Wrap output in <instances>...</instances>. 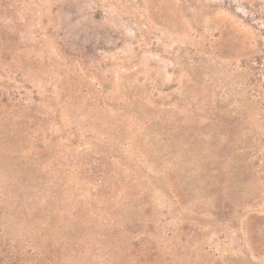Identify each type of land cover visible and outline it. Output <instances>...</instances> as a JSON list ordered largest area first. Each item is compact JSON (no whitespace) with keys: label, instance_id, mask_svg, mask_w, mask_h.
Returning <instances> with one entry per match:
<instances>
[{"label":"rangeland","instance_id":"1","mask_svg":"<svg viewBox=\"0 0 264 264\" xmlns=\"http://www.w3.org/2000/svg\"><path fill=\"white\" fill-rule=\"evenodd\" d=\"M0 264H264V0H0Z\"/></svg>","mask_w":264,"mask_h":264}]
</instances>
